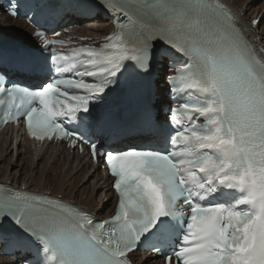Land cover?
<instances>
[{
	"label": "snow or ice",
	"instance_id": "6c2138e0",
	"mask_svg": "<svg viewBox=\"0 0 264 264\" xmlns=\"http://www.w3.org/2000/svg\"><path fill=\"white\" fill-rule=\"evenodd\" d=\"M41 3L91 11L86 0ZM105 7L146 31L132 43L122 26L104 48L71 54L40 31L42 50L0 47V96L8 105L0 124L23 119L36 141L68 140L82 152L86 145L93 172L103 166L112 178L116 212L95 221L60 198L0 193V251L13 250L20 264H130L129 254L147 243L163 264H264V60L223 0H108ZM9 11L18 15L15 4ZM165 60L174 69L173 94L194 99L165 120L145 109L135 127L147 133L141 139L180 151L110 145L129 131L107 110L113 94L140 96ZM53 71L79 78L47 82ZM16 75L40 83L24 87Z\"/></svg>",
	"mask_w": 264,
	"mask_h": 264
},
{
	"label": "bare ground",
	"instance_id": "6f19581e",
	"mask_svg": "<svg viewBox=\"0 0 264 264\" xmlns=\"http://www.w3.org/2000/svg\"><path fill=\"white\" fill-rule=\"evenodd\" d=\"M226 1L236 9L244 20L260 17L257 33L264 39V0ZM80 25V27L74 29V32L77 35L86 37H100L107 34L110 29L109 24L100 17H94L90 22H85ZM0 30L6 35L11 36L13 32L22 34L24 38L15 36L20 39H30L32 33L31 29L24 23L4 18V16H0ZM31 42L33 43L32 40ZM63 155L64 159H61L60 156ZM14 157H20V159L25 157V164L27 166L25 171H22L21 162L11 164ZM14 167L16 170L10 172V168ZM96 167L90 165L84 157L66 155L64 150L57 145H48L40 150H32L30 145L24 142L19 136L0 137V181L9 183L12 177L22 174L23 180L20 186L31 190V184L35 183L32 187L36 190L32 189V191L41 192L45 189L46 184H48L47 180L49 175L46 174H51L59 170V174H56L57 179H60L61 173L63 174L61 181L69 177L67 190L69 192L72 191V194H70L68 199H74L78 195V204L80 207L93 204L91 214L101 219L109 213L114 202L112 200V193L109 190V181L100 169L93 172ZM47 169L48 171H46ZM73 183L77 185V190L75 189V191H73ZM59 194L61 195V193ZM134 261L136 264H152L148 262L146 257L140 255H136ZM0 264L14 263L0 257ZM154 264L158 263L156 262Z\"/></svg>",
	"mask_w": 264,
	"mask_h": 264
},
{
	"label": "rangeland",
	"instance_id": "374dc122",
	"mask_svg": "<svg viewBox=\"0 0 264 264\" xmlns=\"http://www.w3.org/2000/svg\"><path fill=\"white\" fill-rule=\"evenodd\" d=\"M260 5H261V2H260ZM94 19V18H93ZM92 19V20H93ZM91 21V20H90ZM90 21H87V22H90ZM86 22V23H87ZM85 22H83V23H81V24H84ZM78 24H80V23H78ZM13 36H19V37H23L24 38V36L22 35V34H18V33H15V32H13ZM9 153V152H8ZM10 155H11V153H10ZM61 157V159H64L63 157H64V155L63 156H60ZM18 159V160H17ZM25 161H26V159H25V157H23V158H21L20 159V157H18V158H13L12 159V162H11V164L13 165V164H17L18 162H21L22 164H21V167H22V171H25L26 170V164H25ZM25 165V166H24ZM14 170H16V168L14 167V168H10V172H14ZM46 171H48V169L46 170ZM21 173H24V172H21ZM56 174H59V170L58 171H55V172H52L51 174H46V175H49V178H48V180H47V182H48V184H46V186H45V189L44 190H42L41 191V193H49V195H54V197H61V198H64V200H66V201H68V202H73V203H76L78 206H79V204H78V195L77 196H75V198L74 199H68V197L70 196V194H72V191L71 192H69L68 190H67V184H68V180H69V177H67V178H65V179H63L62 181H61V179L63 178V174L61 173L60 174V179H57V177H56ZM16 180H15V179ZM18 178V179H17ZM14 179V180H13ZM22 180H23V175L22 174H19V175H17L16 177H12V179H11V181H10V183H12V184H17V185H20L21 184V182H22ZM62 184V185H61ZM35 185V183H32L31 184V190L32 189H34L32 186H34ZM76 183H73V191H75V189L77 190V188H76ZM80 189V188H79ZM78 189V190H79ZM34 190H36V189H34ZM59 193H61V195L59 194ZM69 194V195H68ZM51 195V196H52ZM93 208V204H90V205H88V206H86V207H81V208H83V209H87L90 213H91V210H92V208Z\"/></svg>",
	"mask_w": 264,
	"mask_h": 264
}]
</instances>
